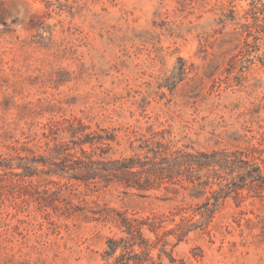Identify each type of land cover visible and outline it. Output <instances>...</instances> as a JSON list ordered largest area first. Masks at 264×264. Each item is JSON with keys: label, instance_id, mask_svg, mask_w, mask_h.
I'll return each instance as SVG.
<instances>
[{"label": "rangeland", "instance_id": "rangeland-1", "mask_svg": "<svg viewBox=\"0 0 264 264\" xmlns=\"http://www.w3.org/2000/svg\"><path fill=\"white\" fill-rule=\"evenodd\" d=\"M0 264H264V0H0Z\"/></svg>", "mask_w": 264, "mask_h": 264}, {"label": "trees", "instance_id": "trees-1", "mask_svg": "<svg viewBox=\"0 0 264 264\" xmlns=\"http://www.w3.org/2000/svg\"><path fill=\"white\" fill-rule=\"evenodd\" d=\"M201 156H204V157H208V159L209 160H207V164L209 165L210 163H213L214 162V160L212 159V156H213V154H206V153H204V154H200ZM210 157V158H209Z\"/></svg>", "mask_w": 264, "mask_h": 264}]
</instances>
